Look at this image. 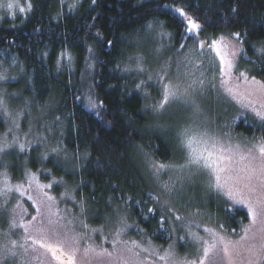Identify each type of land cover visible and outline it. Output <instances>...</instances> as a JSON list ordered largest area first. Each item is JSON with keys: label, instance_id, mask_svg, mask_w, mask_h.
<instances>
[{"label": "trees", "instance_id": "trees-1", "mask_svg": "<svg viewBox=\"0 0 264 264\" xmlns=\"http://www.w3.org/2000/svg\"><path fill=\"white\" fill-rule=\"evenodd\" d=\"M152 22L170 35L159 61L171 66L177 88L190 94L187 100L179 90V98L170 96L172 108L154 90L161 102L153 111L124 65L137 52L151 62L140 47L155 44L147 30ZM220 38L239 46L238 67L264 79V0H81L74 10L63 0H30L24 15L0 19V63H15L18 77L9 90L40 107L54 104L51 118L61 122L67 155L43 159L37 148L11 153L13 178L28 167L45 182L61 179L86 206L91 225L108 228L121 215L132 223L133 239L164 247L176 239L181 254L189 252L186 226L238 237L248 212L210 186L205 168L201 179L184 180L194 186L182 183L178 170L188 165L185 140L204 129L264 141V123L223 89L213 45ZM67 54L74 59L71 71L60 68ZM4 127L0 116V132ZM60 190L57 185L52 191Z\"/></svg>", "mask_w": 264, "mask_h": 264}, {"label": "rangeland", "instance_id": "rangeland-1", "mask_svg": "<svg viewBox=\"0 0 264 264\" xmlns=\"http://www.w3.org/2000/svg\"><path fill=\"white\" fill-rule=\"evenodd\" d=\"M63 1L67 9L74 10L81 0ZM29 8L30 0H0V19L22 16ZM147 30L155 44L140 48L143 51L147 49L150 65L145 64L148 58L143 52H137L124 65L127 73L136 75L137 86L146 98L148 109L153 111L161 102L154 100V90L165 96L164 90L169 86L177 89L172 91H177L174 97L179 98L177 95L181 92L185 100L190 94L180 86L177 88L175 81L179 83V78L172 77L171 66L165 65L163 59L159 61L169 47V33L160 22L150 23ZM213 45L221 61L224 91L244 111L264 123V79L251 76L247 70L238 67L239 46L236 43L220 38ZM73 60L67 54L61 59L60 68L71 71ZM15 66V63H0V116L5 123L0 132V162L3 164L0 170V264H61V260H57L47 248L41 247V243L62 248L64 255L58 251L57 256H61L65 264L69 256L74 264H191L192 261L199 264L203 249L212 244L216 247L205 264H228L229 259L232 264L264 262V216L253 224L248 208V201L255 206L258 199L264 198V176L260 174L264 164L260 146L264 141L250 143L229 139L204 129L192 136L193 143L188 148L190 153H203L205 156L211 152L208 162L214 163L215 167L205 168L188 163L178 169L183 177L182 183L194 186L184 180L192 176L203 177L201 169L205 168L212 179V188L231 206L248 212L250 220L238 237L226 236L211 227L194 229L186 226L189 242L186 254L179 252L176 239L167 247L150 241L139 242L130 237L129 227L133 225L128 224L124 216L120 215L108 228L91 225L84 215L86 206L76 199L74 188L66 187L63 180L45 182L28 167H25L20 179L13 178L10 160H7L11 153L17 155L37 148L43 159L55 156L66 160L64 156H67L62 145L61 122L51 118L54 104L48 102L40 107L28 102L20 92L9 90L8 83L18 81L12 71ZM172 102H175L174 98L169 97V107L173 106ZM203 122H206L205 119ZM68 169L74 170L73 167ZM217 177L221 185L219 188L216 187ZM57 185L61 187L60 194L52 191ZM229 192L235 199L229 198ZM237 199L245 202L237 203ZM220 238L231 242L230 256L223 252Z\"/></svg>", "mask_w": 264, "mask_h": 264}, {"label": "snow or ice", "instance_id": "snow-or-ice-1", "mask_svg": "<svg viewBox=\"0 0 264 264\" xmlns=\"http://www.w3.org/2000/svg\"><path fill=\"white\" fill-rule=\"evenodd\" d=\"M192 26H193V28L198 27V25H196L194 23H193ZM228 66H229V68L232 67V65H231L230 62H228ZM170 96H175V93L166 90L165 96H164V102L165 103H167V101H168V99H169ZM163 106H164L163 104L160 105L161 108ZM192 143H193V138L192 137H189L188 140H187V142H186V146H189L190 147ZM260 151L262 153H264V144H262L260 146ZM211 155H212L211 152L208 153V156H205L203 153H197V152L190 153L189 154L188 163H189V165H198V166H202V167H205V168H214L215 167L214 163H209L208 162L209 159H210V157H211ZM202 161H203V165H201V162ZM160 167L163 168L164 165H160ZM260 174L262 176H264V164L261 165ZM216 187L217 188L221 187V185L219 184V178L218 177H217ZM228 195H229V198L230 199H235V197L233 196V194L231 192H229ZM236 202L237 203H244L245 201L244 200H241V199H237ZM248 208H249V214L252 217L253 224H255L260 217L264 216V198L258 199L256 201V205L255 206L251 203V201H248ZM262 222H264V221H262ZM245 231H247V230H245ZM193 235H195V234H193ZM36 242L39 243V241H36ZM220 243L223 246V249L222 250L225 253V255L226 256H230L229 249H230L231 242H225L223 240V238H220ZM41 247L47 248L48 251H50L52 253V255L57 260H61V264H65V262L61 259V256H57V252L58 251L62 255H64L62 248H59V247L53 246V245L43 244V243H41ZM215 247H216V245L215 244H212V245L206 246L203 249V258L200 259L199 264H205V262L208 261L209 256H210V253H211V251ZM66 264H74V261H73L72 257L69 256L67 258ZM191 264H197V262L196 261H192ZM228 264H232V262H231L230 259L228 261Z\"/></svg>", "mask_w": 264, "mask_h": 264}]
</instances>
